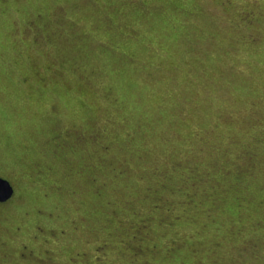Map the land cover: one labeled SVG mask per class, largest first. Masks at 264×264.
<instances>
[{
	"label": "rangeland",
	"instance_id": "rangeland-1",
	"mask_svg": "<svg viewBox=\"0 0 264 264\" xmlns=\"http://www.w3.org/2000/svg\"><path fill=\"white\" fill-rule=\"evenodd\" d=\"M0 264H264V0H0Z\"/></svg>",
	"mask_w": 264,
	"mask_h": 264
},
{
	"label": "water",
	"instance_id": "water-1",
	"mask_svg": "<svg viewBox=\"0 0 264 264\" xmlns=\"http://www.w3.org/2000/svg\"><path fill=\"white\" fill-rule=\"evenodd\" d=\"M13 194V187L11 183L0 177V202L8 200Z\"/></svg>",
	"mask_w": 264,
	"mask_h": 264
},
{
	"label": "flooded vegetation",
	"instance_id": "flooded-vegetation-1",
	"mask_svg": "<svg viewBox=\"0 0 264 264\" xmlns=\"http://www.w3.org/2000/svg\"><path fill=\"white\" fill-rule=\"evenodd\" d=\"M12 187H13V186H12ZM13 194H14V188H13ZM13 194H12V195H13ZM6 201H8V200H6ZM6 201H4V202H6ZM0 203H3V202H0Z\"/></svg>",
	"mask_w": 264,
	"mask_h": 264
}]
</instances>
